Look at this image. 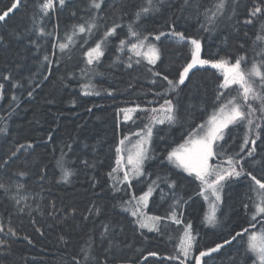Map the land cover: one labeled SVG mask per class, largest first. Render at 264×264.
Segmentation results:
<instances>
[{
	"label": "snow or ice",
	"instance_id": "6c2138e0",
	"mask_svg": "<svg viewBox=\"0 0 264 264\" xmlns=\"http://www.w3.org/2000/svg\"><path fill=\"white\" fill-rule=\"evenodd\" d=\"M179 3V15L169 17L170 23L166 21L162 30H149L145 24L150 17L161 18L165 9L173 7L172 0H114V3L107 4L106 9L103 7L106 0H12L10 6L0 9V22L7 23L14 10L30 8V23L23 30L11 33V38L27 41L33 49L31 55L36 57L35 63L43 71L30 72L19 79L13 71L0 75V80L9 82L12 89L26 91L28 98L33 97L39 81L48 80L54 71H59L63 57L72 60L77 49L82 50V58L77 65L82 96H101L103 92L108 97H114L116 89L97 90L93 83L94 77L104 75L101 71L105 66L104 57L113 45L114 58L107 63L108 69L121 64L132 72L144 68L147 83L155 86L158 81L166 82V87L151 88L142 93L145 96L151 93L153 99L146 102L149 106L134 103L116 108V142L110 146V151L115 152V166L107 172V177L108 188L113 195L125 193L114 207H119L132 218L129 223L134 235L139 234L142 244L150 239L166 237L170 243L176 241L173 251L162 254L157 250L137 249L134 244L120 240L124 232L120 221L106 220L100 225L102 231L98 233V240L97 233L90 230L75 253L67 251L69 240L63 235L59 237L68 256L65 264H215L222 250L236 245V254L229 257L228 264H248L249 261L264 264V2L179 0ZM242 7L245 12L243 18L239 15ZM62 12H68L73 21L65 27L63 36L60 35L59 17ZM181 18L186 22L195 20L198 32L208 33L210 37L222 36L221 43L224 44L228 40L226 28L234 22L237 25H253L259 21V33L251 49L241 42L242 51L238 50L234 56L227 51L224 55L217 52L206 56L202 54V37H190L185 31L177 30L176 23ZM54 19L55 23H52ZM124 29L126 32L122 36ZM235 30L238 31V28ZM244 35L247 37L248 32L245 31ZM169 37L181 45L185 42L190 45V58L185 59L176 78L158 70V62H163L164 53L156 42L162 43V38ZM49 44L51 54L47 47ZM9 46L10 40L0 35V48ZM250 52L251 67L248 66ZM50 56L56 57L55 60ZM208 69L214 70L211 75L216 77L210 109L205 102L206 86L193 80L198 72ZM74 78L75 70L68 71L66 79ZM23 81H28L26 88ZM132 86L130 83L129 88ZM4 88L5 85L0 83V90ZM185 89L188 90L187 101L182 102L180 93ZM197 98L200 99L198 104L193 102ZM17 99L14 93L12 102ZM16 107L19 105L16 104ZM14 110L5 119H10ZM86 110L91 112L92 107ZM197 112L203 114L199 123L195 122ZM137 113H144L142 119L146 122L137 130L125 131L123 125L135 124L141 119ZM176 126L181 128L182 142L175 147L158 149L156 139L166 142V136L161 133ZM54 131H50L47 140L43 141L52 142L53 152L59 151V156H53L51 171L43 158L28 159L34 152L31 142L17 143L0 156V195L11 206L10 210L5 206L4 213H0V264H15L11 257L18 240L34 245L27 234L21 237L12 220L20 217L22 226L23 216L31 218L33 212L58 221L62 217L64 222L70 217L75 218L78 212L75 207L68 208L55 198L46 200L42 194L52 192L55 186L70 183V178L79 171L78 166L96 168L95 157L89 160L77 152L74 137L61 141L57 147L52 135ZM0 135L7 137V126L0 129ZM21 156L23 164L12 168L11 165L16 164ZM154 160L159 161L157 167L162 169L155 173L147 169L148 163ZM178 173L186 175L179 176ZM32 177L38 190L29 188L25 178ZM90 180L89 188L96 189L99 181L96 177ZM185 180L195 182L196 195L209 207L201 220L203 226L209 229L224 226L218 213L227 193L234 186L245 183L247 192L242 207L246 224L239 225L238 230L233 227L226 235L221 234L212 244L198 246L199 232L185 218V206L192 197L186 199L178 192ZM138 184L142 187L137 195ZM161 185H165L167 190ZM157 189L168 208L163 215H149L144 209L148 208ZM129 190L132 192L130 196ZM41 201L46 202L42 204ZM5 213L8 217L6 224L3 223ZM80 215L87 221L102 215V208L92 203ZM32 224H36L34 219ZM172 225L177 228L172 229ZM35 232L44 235L39 226L35 227ZM146 233L154 236L149 237ZM149 258L155 260L150 261Z\"/></svg>",
	"mask_w": 264,
	"mask_h": 264
},
{
	"label": "trees",
	"instance_id": "16d2710c",
	"mask_svg": "<svg viewBox=\"0 0 264 264\" xmlns=\"http://www.w3.org/2000/svg\"><path fill=\"white\" fill-rule=\"evenodd\" d=\"M12 0H0V9H4L10 6ZM250 0H243V3L247 4ZM264 2V0H262ZM114 3V0H106V4ZM173 7L171 9H165L161 18H148L145 27L149 30H162L164 29L166 21L170 23L169 17L175 18L179 15L177 11L179 9V0H172ZM29 7H21L18 11L14 10V14L10 13V18L7 19V23L0 22V35H3L7 40H10V46L8 48H0V75L7 74L13 71L17 75V79L21 76H28L30 72L43 71L38 68L35 63L36 57L31 55L33 49L27 45V41H17L11 38V33L15 31L23 30L29 23L28 13ZM241 18L245 15L243 7L239 10ZM60 17V35H64L65 27L70 26L72 21L68 12H62ZM264 19V18H262ZM55 23V19L52 21ZM126 23V22H125ZM223 28L224 25H221ZM177 30L185 31L190 37L203 38V53L204 55H212L217 52L220 55H224L225 51L236 55L240 49V43L243 42L246 47L251 49V45L259 33V21L253 25H244L239 23L238 25L233 23L226 28L225 35L228 36L227 43H221L222 36L213 35L209 36L208 33L198 32V25L195 20L185 21L183 18L179 19L176 23ZM238 28V31L235 29ZM245 31L248 32V36L244 35ZM126 32L124 29L121 32L123 36ZM79 39V38H77ZM163 48V62H158V70L166 72L170 78H176L180 67L184 63L186 58H190L189 51H187L183 45L176 44L172 41V38H162L161 42H156ZM48 51L51 54V45H47ZM190 47V46H189ZM81 51H77L73 55L72 60H68L67 57H63L59 65V71H54L48 80H40L39 87L35 89L32 98L27 97L26 91L23 89H12L11 85L7 81L0 80V83L5 85L3 90H0V129L7 126V137L0 135V156L5 155L13 145L17 143L33 144V156L28 157L31 161L35 157L43 158L45 163H48L51 171L53 167V156H59V151L53 152L52 142L44 143L47 140L48 133L52 132L53 139L57 147L61 141L75 138L76 142L74 147L77 152L83 156H86L89 160L93 157L96 159L95 169H84L83 166H78L79 171L77 175L71 177V182L68 184H61L55 186L52 192H44L42 195L46 200L55 198L57 202H63L68 207H75L78 212L75 218H69L66 222L63 218L53 220L47 216H41L39 212H33L32 217L27 215L23 216V225L21 226L20 217H15L12 220L14 226L20 231L21 237L25 234L30 236L34 245H29L27 241L20 239L14 244V255L11 260L15 264H65L68 256L65 252V245H63L59 237L65 236L69 240L70 247L67 249L69 253H75L79 250L81 244L87 239L85 235L90 230L97 233L96 239L98 240V233L102 231L100 225L106 220H118L124 225V232L120 236L121 241H126L129 244H134L137 249L146 248L150 250H157L162 254L171 253L173 251V242H169L166 237L150 239L147 243L142 244L139 234L133 233L132 225L129 221L132 219L127 213L120 210L119 207H114L117 200L124 196L125 193L112 194L108 188L109 180L107 172L111 170V167L115 166V152L110 151V146L116 142V136L114 135L115 129V110L120 106H132L134 103L147 105V100L153 99L151 93L147 96L142 93L151 88L161 89L166 87V82L158 81L157 85H151L147 83L144 78L146 73L144 68L138 69L136 72L126 70L124 66L117 65L112 69L106 67L107 63L114 58V45L110 47L104 57L105 66L101 68L104 73L103 76H96L93 78V83L96 85L97 90L103 88H114V97H108L102 92L101 96H82L80 88V73L77 65L81 60ZM40 54L38 53L37 56ZM55 60L56 57L50 56ZM251 52L249 56V67H251ZM20 65L19 68L16 66ZM55 68L56 66L53 65ZM76 72V78L66 79L68 71ZM214 70H201L193 77L194 81L201 82L206 86L207 96L205 102L211 107L212 99L215 91L216 77L211 73ZM133 77H139L133 79ZM25 88L28 85V81H23ZM133 86L129 88V84ZM67 85V87H65ZM16 94L18 99L15 103L12 102L11 97ZM182 102L187 101L188 90L185 89L180 93ZM75 101V104H73ZM194 103H200V99L197 98ZM16 104L19 107H16ZM11 105V107H10ZM95 105V107H93ZM92 107V111L88 112L86 109ZM12 109L10 119H5ZM137 116L141 119L136 120L135 124L123 125L125 131L137 130L138 127L143 126L146 122L144 119V113H137ZM203 118V114L197 112L195 115V122L199 123ZM165 128V126H158ZM161 135L166 136V142H161L156 139V146L158 149H163L166 146L175 147L182 142L181 128L180 126L173 127L170 131L166 130ZM87 145V147H85ZM94 146V147H93ZM238 150V145H236ZM23 156L16 161V164L11 165L15 168L17 164H23ZM158 160L150 161L147 165L149 172L155 173L162 170L157 167ZM175 171V170H173ZM57 175L59 173L57 172ZM179 176H185L184 173H178ZM96 177L99 184L96 189H90V178ZM30 189L38 190L37 185L34 183V177L25 178ZM134 183H136L134 181ZM182 187L178 189V192L186 199L192 197L189 204L185 206L186 219L190 220L194 229L199 232L197 237L198 246L203 247L205 245L212 244L218 237L223 234L226 235L233 227L238 230L239 225L246 224V217L244 216V210L242 207V201L246 198L245 194L247 188L245 183H241L238 186H234L232 190L228 191L225 203L221 207L220 215L223 222V227L218 229L205 228L201 223L204 213L207 211V206L204 200L196 195L197 187L195 182L189 183L188 180L182 181ZM47 187V185H46ZM126 187V186H124ZM141 185H137L136 194H139ZM161 188H165V185H161ZM132 194L131 190L128 191V196ZM31 203V201H29ZM46 201H41L45 203ZM92 203L98 204L102 208V215L98 217H92L85 221L80 215V212L91 206ZM5 206L11 209L7 200L0 195V213H4ZM35 208V204L33 203ZM168 208V204L163 202L160 197V190L153 194L150 199L148 208L144 211L149 214L163 215ZM209 209V207H208ZM36 221V224H32V220ZM93 221H95L93 223ZM8 222L6 213L4 214L3 223ZM51 225V226H50ZM41 227L44 235L41 236L35 232V227ZM172 229H176V225L171 226ZM149 237H153L154 234L146 233ZM236 247L226 248L222 250V254L215 264H228L230 256H235ZM133 255L132 252L128 253ZM138 255V253H136ZM150 261H154L155 258H149ZM249 261L248 264H251Z\"/></svg>",
	"mask_w": 264,
	"mask_h": 264
},
{
	"label": "rangeland",
	"instance_id": "374dc122",
	"mask_svg": "<svg viewBox=\"0 0 264 264\" xmlns=\"http://www.w3.org/2000/svg\"><path fill=\"white\" fill-rule=\"evenodd\" d=\"M172 41L173 42H175L176 44H180V43H178V42H176V41H174L173 39H172ZM190 45H188L186 42L183 44V47L187 50V51H189V49H190V47H189ZM209 209H208V206H207V211H208ZM95 221H93V223H94Z\"/></svg>",
	"mask_w": 264,
	"mask_h": 264
}]
</instances>
